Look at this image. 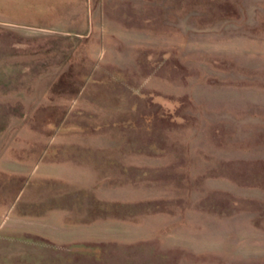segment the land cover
<instances>
[{
    "label": "rangeland",
    "instance_id": "rangeland-1",
    "mask_svg": "<svg viewBox=\"0 0 264 264\" xmlns=\"http://www.w3.org/2000/svg\"><path fill=\"white\" fill-rule=\"evenodd\" d=\"M0 264H264V0H0Z\"/></svg>",
    "mask_w": 264,
    "mask_h": 264
}]
</instances>
